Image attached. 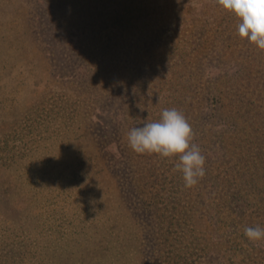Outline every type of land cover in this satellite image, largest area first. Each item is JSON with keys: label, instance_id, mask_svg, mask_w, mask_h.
Listing matches in <instances>:
<instances>
[{"label": "rangeland", "instance_id": "obj_1", "mask_svg": "<svg viewBox=\"0 0 264 264\" xmlns=\"http://www.w3.org/2000/svg\"><path fill=\"white\" fill-rule=\"evenodd\" d=\"M48 2L83 16L92 34L81 43L98 51L74 59L80 23L57 26L40 8ZM30 5L34 35L23 33ZM125 13L131 33L91 37L103 17ZM237 23L214 0H0V264H224L208 219L195 218L193 236L164 241L154 215L165 201L152 181L157 162L145 166L148 154L133 152L126 136L162 102L193 123L206 103L213 113L200 69L228 62L214 52L219 40L252 45ZM154 28L163 30L146 40ZM107 44L122 51L110 65ZM181 60L187 75L176 69ZM189 74L188 91L173 92Z\"/></svg>", "mask_w": 264, "mask_h": 264}, {"label": "trees", "instance_id": "obj_2", "mask_svg": "<svg viewBox=\"0 0 264 264\" xmlns=\"http://www.w3.org/2000/svg\"><path fill=\"white\" fill-rule=\"evenodd\" d=\"M48 5L50 8L46 6L40 8L46 10L44 12L57 26L76 27L80 23L74 59L77 57L86 59L92 55V51H98L97 47L91 49L81 43L89 40L88 36L92 34V31L87 29L86 20L82 21L83 16L73 13V10L67 13L49 2ZM34 8L30 5L26 9L27 13L24 16L26 27L23 33L34 35V25L31 23ZM128 16L127 13L123 14L122 20L117 22L107 21L106 17H103L101 22L105 24L101 27L99 22L98 29L97 23L94 29L98 30L91 37L102 42V37L108 32L106 38L112 42L118 35L131 33L133 27L129 29L127 26L130 24ZM137 20L147 22L144 13L139 14ZM198 29L203 31L200 25ZM161 30L163 28L151 29L145 39L153 38ZM218 42L221 45L214 50L218 61L222 62L223 58L228 57V62L225 61L226 64L223 66H221L223 62L220 63L221 67L217 65L210 67L209 70L204 69L203 72L207 70L208 74H203L202 68L200 69L201 80L206 79L201 92L206 99L212 98L213 113L206 103L199 119L202 123H193L191 120L193 117L187 115V111L178 109L192 126L194 135H197L193 142L199 146L206 158L205 175L196 185L187 188L184 186L182 174L174 171L178 157L162 158L157 154L147 155L149 159L145 160V166L151 165V161L157 162V165L152 167L155 170L152 181L156 184L154 188L157 190L156 197L161 193V197L165 198L162 208L157 207L154 211L155 222H159V230L164 241H168L171 235L175 241L178 239H175L176 234L185 238L186 234L193 236L197 232L194 227L195 218L208 219L210 242H217L223 246L219 253L225 260L224 264H264L262 255L264 240L253 242L244 235L245 227L264 228V51L258 50L254 45L244 49L227 45L225 41ZM107 45L109 51L106 54L110 57H107L106 63L110 65L112 63L110 58L118 56L119 53L121 55L122 51L118 45ZM149 49L150 47L146 48ZM182 60L176 65V69L186 74L185 62ZM190 78L189 74L187 84H178L179 88L173 87L172 91L187 92ZM162 104L159 107L151 106L152 114L141 123L159 120L162 110L167 108L163 102ZM170 108H175L174 102ZM204 113H209L208 117L215 119L208 128L206 117L202 120ZM22 149L24 150L23 147ZM5 158L11 160L12 156L8 154ZM143 162L142 159L138 161L141 164ZM164 170L167 172L164 176L165 185L158 181ZM1 189L4 193L8 187L2 185ZM259 253L260 257L253 260L252 258Z\"/></svg>", "mask_w": 264, "mask_h": 264}, {"label": "clouds", "instance_id": "obj_3", "mask_svg": "<svg viewBox=\"0 0 264 264\" xmlns=\"http://www.w3.org/2000/svg\"><path fill=\"white\" fill-rule=\"evenodd\" d=\"M235 16L236 34L258 50L264 51V0H214ZM129 148L138 155L157 154L178 157L174 171L182 174L184 186L191 188L205 175L206 158L194 141V132L185 115L176 108L162 110L160 119L133 127L126 136ZM249 241L264 240V228L245 227Z\"/></svg>", "mask_w": 264, "mask_h": 264}]
</instances>
